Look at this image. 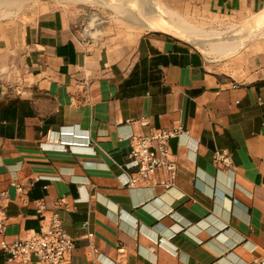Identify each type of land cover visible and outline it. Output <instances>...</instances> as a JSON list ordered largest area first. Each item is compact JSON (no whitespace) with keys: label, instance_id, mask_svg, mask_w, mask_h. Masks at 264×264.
Returning a JSON list of instances; mask_svg holds the SVG:
<instances>
[{"label":"crops","instance_id":"0c3cea01","mask_svg":"<svg viewBox=\"0 0 264 264\" xmlns=\"http://www.w3.org/2000/svg\"><path fill=\"white\" fill-rule=\"evenodd\" d=\"M158 1L198 24L238 23L264 6ZM103 57L58 9L0 19L3 238L24 239L57 214L74 239L69 264L263 263L264 52L210 60L150 30L131 54ZM158 128L181 129L169 140L174 180L124 185L135 170L122 136Z\"/></svg>","mask_w":264,"mask_h":264},{"label":"rangeland","instance_id":"374dc122","mask_svg":"<svg viewBox=\"0 0 264 264\" xmlns=\"http://www.w3.org/2000/svg\"><path fill=\"white\" fill-rule=\"evenodd\" d=\"M20 1L22 2L16 8L1 7L0 19L14 18L18 16V14L24 15L26 12L31 13L35 11L38 6L63 11L66 15H68L71 24L79 28L82 41L98 55L104 56L103 59L107 63L120 60L122 56L131 54L137 38L141 34L150 31L131 24L124 18V16L117 14L113 10L112 5H124V3H119L115 0H80L79 2H73L71 0ZM151 1L158 11L162 13L163 17L172 19V21L176 24L179 23L177 17H171L168 14V9H166L161 2L158 0ZM103 4L111 5L112 7H107ZM129 7L132 11L137 12L141 17H144V15L138 11V8L135 7L133 3H131ZM94 13H96L97 16L91 23V18ZM178 16L185 20L189 26L200 30L206 38H210L212 35H222L232 31L233 29H238L237 33L242 34L245 29L250 27V33L253 35L252 38L247 36L240 37V44L244 40H247L245 45L241 47L238 52L224 58H220L222 54L211 51L202 45L190 43L186 39L188 35L182 29L176 25L167 24V27L171 32L183 41L188 42L202 50L210 60L220 61L228 59L235 56L239 52H264V36L254 37L256 32L259 31L258 34L264 32V6L255 12H249L238 23L228 22L229 20L226 19V21L220 24H198L186 16Z\"/></svg>","mask_w":264,"mask_h":264},{"label":"built area","instance_id":"2783aa9c","mask_svg":"<svg viewBox=\"0 0 264 264\" xmlns=\"http://www.w3.org/2000/svg\"><path fill=\"white\" fill-rule=\"evenodd\" d=\"M140 126L146 125L139 122ZM181 129L158 128L149 133L130 132L123 135L129 142L130 153L126 167L134 169V175L126 178L124 185L150 182L155 175L166 173L169 181L176 176V161L169 146V140L178 136ZM228 165V158L223 159ZM16 194L26 195V188L12 184ZM6 192L0 191V251L7 255L10 264H69L74 251V239L66 232L65 225L57 214H52L45 221L39 232L29 233L24 239L7 241L3 238L7 228ZM39 214L44 209L39 202H34ZM90 236V234H88ZM261 264H264L261 263Z\"/></svg>","mask_w":264,"mask_h":264},{"label":"bare ground","instance_id":"6f19581e","mask_svg":"<svg viewBox=\"0 0 264 264\" xmlns=\"http://www.w3.org/2000/svg\"><path fill=\"white\" fill-rule=\"evenodd\" d=\"M73 2H79L80 0H71ZM119 3H124V5L118 4V5H105L107 7H112L113 10L119 14L124 16V18L130 22L133 25H136L142 29L146 30H157L162 32H171L169 28L167 27V24L176 25L180 29H182L188 36L187 40L195 45H202L204 47H207L211 51H215L217 53L222 54L220 58H224L226 56H229L233 53L238 52V50L245 45L247 40H244L239 43L240 37L247 36L252 38V34L250 33V27L244 30V33L238 34V29H233L232 31H229L227 33H224L222 35H212L210 38H206L205 35L198 29L193 28L189 26V24L183 20L180 16L176 15L173 12L169 11V15L171 17H177L179 20V23L176 24L172 21L170 18L163 17L162 13L158 11V9L154 6L151 0H115ZM22 1L20 0H0V8H16L20 5ZM133 3L135 7L138 8V11L144 15V17H141L137 12L132 11L130 9L129 5ZM97 14L94 13L91 18V23L96 18ZM252 23V22H251ZM261 31V30H260ZM259 32V31H258ZM256 32V35L254 36H264V32H261L258 34ZM193 36V37H191ZM253 37V38H254ZM230 261H234L238 264H242L241 261H239L235 256L229 255L228 257Z\"/></svg>","mask_w":264,"mask_h":264}]
</instances>
